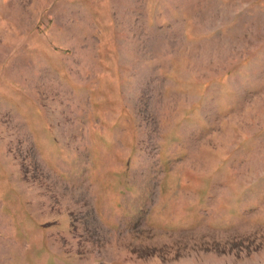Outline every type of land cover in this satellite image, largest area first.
<instances>
[{"label":"rangeland","instance_id":"1","mask_svg":"<svg viewBox=\"0 0 264 264\" xmlns=\"http://www.w3.org/2000/svg\"><path fill=\"white\" fill-rule=\"evenodd\" d=\"M0 264H264V0H0Z\"/></svg>","mask_w":264,"mask_h":264}]
</instances>
